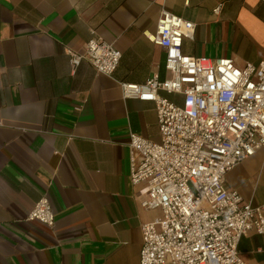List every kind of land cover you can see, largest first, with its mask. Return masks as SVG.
I'll list each match as a JSON object with an SVG mask.
<instances>
[{"label":"crops","instance_id":"obj_1","mask_svg":"<svg viewBox=\"0 0 264 264\" xmlns=\"http://www.w3.org/2000/svg\"><path fill=\"white\" fill-rule=\"evenodd\" d=\"M162 11L194 25L186 56L264 59V0H0V264H139L140 228L160 212L140 207L128 145L131 134L158 142L159 129L154 105L124 99L120 84L169 77L147 38ZM91 38L121 54L111 76L71 70L67 51ZM224 181L264 204V149ZM42 197L53 228L26 220ZM237 252L264 264V237L244 235Z\"/></svg>","mask_w":264,"mask_h":264},{"label":"built area","instance_id":"obj_2","mask_svg":"<svg viewBox=\"0 0 264 264\" xmlns=\"http://www.w3.org/2000/svg\"><path fill=\"white\" fill-rule=\"evenodd\" d=\"M193 32L192 23L162 11L147 38L164 50L169 77L120 84L124 99L154 105L159 129L158 142L131 134L128 145L129 182L143 185L140 207L160 212L158 221L140 228L139 264H247L238 256L240 239L248 233L264 237V204L245 202L224 181L264 149V59L238 68L226 58L186 56L182 42L192 40ZM67 56L71 70L86 62L105 76L121 59L99 38H91L83 53L68 50ZM26 220L53 228L46 197Z\"/></svg>","mask_w":264,"mask_h":264}]
</instances>
